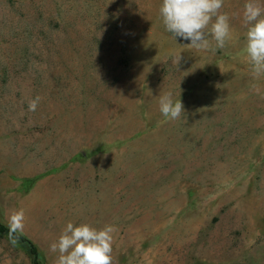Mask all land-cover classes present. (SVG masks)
<instances>
[{
	"label": "rangeland",
	"instance_id": "obj_1",
	"mask_svg": "<svg viewBox=\"0 0 264 264\" xmlns=\"http://www.w3.org/2000/svg\"><path fill=\"white\" fill-rule=\"evenodd\" d=\"M162 0H0V222L46 264L67 222L115 224L112 264H264V76L233 39L183 49ZM184 114L169 121L158 96ZM40 97L36 110L29 102ZM0 264H33L0 239Z\"/></svg>",
	"mask_w": 264,
	"mask_h": 264
},
{
	"label": "clouds",
	"instance_id": "obj_2",
	"mask_svg": "<svg viewBox=\"0 0 264 264\" xmlns=\"http://www.w3.org/2000/svg\"><path fill=\"white\" fill-rule=\"evenodd\" d=\"M225 0H162L159 15L165 30L174 40L190 43L181 45V51L172 57V66L178 69L184 48L197 52L215 53L233 39L230 16L223 12ZM245 29L244 55L255 79L264 76V0H245L242 11ZM177 94L168 90L158 96L159 111L169 121H176L184 114V106ZM40 97L29 102L28 110L35 111ZM11 233L22 232L25 227L23 208L12 210L9 215ZM119 231L115 224L95 227L89 223L67 222L59 237L49 249L56 253L54 264H112L113 243Z\"/></svg>",
	"mask_w": 264,
	"mask_h": 264
},
{
	"label": "trees",
	"instance_id": "obj_3",
	"mask_svg": "<svg viewBox=\"0 0 264 264\" xmlns=\"http://www.w3.org/2000/svg\"><path fill=\"white\" fill-rule=\"evenodd\" d=\"M4 237H13L16 240H19L20 242L26 244L29 247V253L32 257L33 264H46L40 257L39 249L33 241L28 239L25 235L20 232L11 233L10 228L0 222V239Z\"/></svg>",
	"mask_w": 264,
	"mask_h": 264
}]
</instances>
